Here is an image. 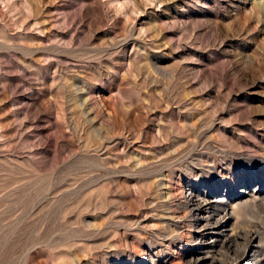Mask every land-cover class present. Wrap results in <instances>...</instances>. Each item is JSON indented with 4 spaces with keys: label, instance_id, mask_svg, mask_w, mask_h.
Instances as JSON below:
<instances>
[{
    "label": "rangeland",
    "instance_id": "obj_1",
    "mask_svg": "<svg viewBox=\"0 0 264 264\" xmlns=\"http://www.w3.org/2000/svg\"><path fill=\"white\" fill-rule=\"evenodd\" d=\"M0 264H264V0H0Z\"/></svg>",
    "mask_w": 264,
    "mask_h": 264
},
{
    "label": "bare ground",
    "instance_id": "obj_2",
    "mask_svg": "<svg viewBox=\"0 0 264 264\" xmlns=\"http://www.w3.org/2000/svg\"><path fill=\"white\" fill-rule=\"evenodd\" d=\"M199 205H200V203H199ZM200 206H201V205H200ZM224 216H225V215H224ZM225 219H226V217H222V218L216 220V222H215V227H217V228H215V231L218 232V231L220 230V228L223 227L222 222L225 221Z\"/></svg>",
    "mask_w": 264,
    "mask_h": 264
}]
</instances>
